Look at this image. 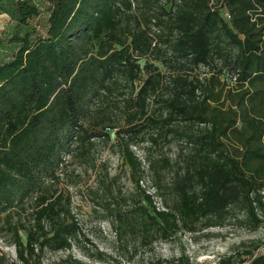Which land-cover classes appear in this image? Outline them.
Returning <instances> with one entry per match:
<instances>
[{
    "label": "trees",
    "instance_id": "16d2710c",
    "mask_svg": "<svg viewBox=\"0 0 264 264\" xmlns=\"http://www.w3.org/2000/svg\"><path fill=\"white\" fill-rule=\"evenodd\" d=\"M43 4L14 0L13 29L0 38V233L17 253L0 264H44L47 250L73 247L80 227L60 172L108 128L138 185L133 146L178 145L164 206L146 194L150 211L133 212L144 236L167 241L240 210L264 225V0ZM159 161L169 159L152 166L162 190ZM254 249L243 253L264 264V238ZM168 264L191 263L183 254Z\"/></svg>",
    "mask_w": 264,
    "mask_h": 264
},
{
    "label": "rangeland",
    "instance_id": "374dc122",
    "mask_svg": "<svg viewBox=\"0 0 264 264\" xmlns=\"http://www.w3.org/2000/svg\"><path fill=\"white\" fill-rule=\"evenodd\" d=\"M37 1L42 6L46 0ZM13 2L0 0V10H7L0 11V38L4 40L14 26ZM43 22L42 18L40 23ZM2 46L0 55L6 52V47ZM201 71L209 74L206 68ZM107 131L110 138L96 139L85 159L67 157V166L60 172L59 186L70 191L72 212L80 227L79 235L70 250H47L44 264H69L66 260L70 255L84 264H147L159 259L168 264L183 254L191 264H219L221 258L229 255L234 256L230 264H246L249 255L243 252L255 250V245L263 240L264 225L254 229L242 210L228 214L223 225L199 228L195 233L181 232L167 241L157 234L144 236L146 233L139 229L133 212L139 207L150 211L146 194L152 196L158 208L164 206L168 186L178 169L175 162L178 145L161 141L149 150L147 143L134 145L133 150L144 170L138 185L137 175L132 173L131 166L122 156V144L116 130L108 128ZM165 157L169 163L159 161L158 165L163 186L158 190L152 166L155 160ZM118 213L122 214V226H119ZM120 234H123L122 239ZM262 251L261 247L255 253ZM97 252L104 254L102 259ZM0 255L9 260L17 259L15 247L5 241L1 233Z\"/></svg>",
    "mask_w": 264,
    "mask_h": 264
},
{
    "label": "built area",
    "instance_id": "2783aa9c",
    "mask_svg": "<svg viewBox=\"0 0 264 264\" xmlns=\"http://www.w3.org/2000/svg\"><path fill=\"white\" fill-rule=\"evenodd\" d=\"M226 16L229 17L228 13H226ZM229 78H230V77H229ZM236 78H237V75L235 74V75H233V76L229 79V83H230V85L234 83V81L236 80ZM250 262H251V261L248 260V261L245 262V263H246V264H251Z\"/></svg>",
    "mask_w": 264,
    "mask_h": 264
}]
</instances>
